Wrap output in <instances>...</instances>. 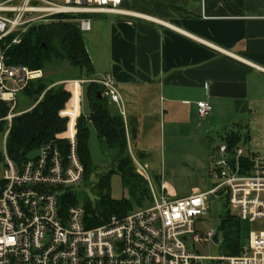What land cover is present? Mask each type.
<instances>
[{
	"label": "built area",
	"instance_id": "obj_1",
	"mask_svg": "<svg viewBox=\"0 0 264 264\" xmlns=\"http://www.w3.org/2000/svg\"><path fill=\"white\" fill-rule=\"evenodd\" d=\"M123 0H4L0 2V111L9 130L4 137V187L0 194V264H264V231H251L248 244L236 256L198 254L201 243L215 242L216 229L202 231L216 204L235 210L243 221L264 220V156L245 145L232 149L221 143L214 154L218 183L206 191L175 197L164 186L152 192V205L126 215L113 214L91 226L83 204L65 205L62 196L83 183L77 133L44 144L23 163L7 153L6 139L17 111L18 93L44 77L42 69L12 64L7 52L23 42L29 29L54 20L59 14H83L80 28L91 31L89 15L132 14ZM8 81L22 84L10 88ZM95 81L103 95L126 115L122 95L113 76ZM67 109V105L65 110ZM208 101L198 102V114L212 112ZM64 110V111H65ZM138 172H147L133 156ZM221 208V209H222ZM221 235V234H220ZM221 238V236H220ZM216 243V242H215Z\"/></svg>",
	"mask_w": 264,
	"mask_h": 264
},
{
	"label": "crops",
	"instance_id": "obj_2",
	"mask_svg": "<svg viewBox=\"0 0 264 264\" xmlns=\"http://www.w3.org/2000/svg\"><path fill=\"white\" fill-rule=\"evenodd\" d=\"M122 8L132 14L89 15L84 38L94 78L113 76L122 95L125 116L108 100L124 117L130 148L150 154L137 145L159 117L215 122L225 132L221 143L227 132L245 133L238 121L264 105V0H123ZM71 75L62 77L72 94L64 135L77 133L84 115L86 81L76 70ZM199 101L212 105L209 116L198 114ZM160 182L159 191L165 186L178 197Z\"/></svg>",
	"mask_w": 264,
	"mask_h": 264
},
{
	"label": "trees",
	"instance_id": "obj_3",
	"mask_svg": "<svg viewBox=\"0 0 264 264\" xmlns=\"http://www.w3.org/2000/svg\"><path fill=\"white\" fill-rule=\"evenodd\" d=\"M83 16V14H59L51 22L32 26L24 36L23 42L8 50V60L12 64L44 71L54 63L58 64L66 60L70 62L79 73L78 79L85 80V85H88L87 98L90 104L89 116L82 115L77 123L79 151L85 166L84 180L81 185L84 187L92 174L96 172L91 163L89 150L91 134L88 125L91 123L107 149L114 153L111 172H118L122 176L124 185L131 191L138 205L142 206L143 200L150 197L148 183L136 171L129 151L131 150L130 139L124 117L111 110L108 98L103 95V87L95 81L93 61L86 46L84 32L80 28L79 20ZM62 80L65 78L46 79L44 76L30 82L23 90L24 95L35 102L28 109L21 111L23 113L12 121L6 139L7 153L12 160L19 163L27 161L34 157L44 144L50 141H61L60 136L67 132L69 117L62 113L72 94L66 89ZM2 106L0 118H4L8 113L6 103H2ZM8 130L9 122L1 119L0 164H4L5 161L1 145ZM133 136H137V128ZM223 140L235 149L250 140V135L239 130H232L223 136ZM139 154L144 155L140 152ZM156 180L161 186L160 178L156 177ZM3 187L4 181L0 178V194ZM92 190L95 192V201H92L83 189L69 191L62 196L65 205H84L86 217L90 219L91 226L106 222L113 214L126 215L133 210L132 202H118L110 198L111 186L108 175L98 177ZM231 219L232 217L227 215L220 225L222 230Z\"/></svg>",
	"mask_w": 264,
	"mask_h": 264
},
{
	"label": "rangeland",
	"instance_id": "obj_4",
	"mask_svg": "<svg viewBox=\"0 0 264 264\" xmlns=\"http://www.w3.org/2000/svg\"><path fill=\"white\" fill-rule=\"evenodd\" d=\"M4 1V0H0ZM87 35L84 33V37ZM44 71V70H43ZM75 69L69 61H62L58 64H52L44 71L46 79L54 77L56 79L62 77L71 78ZM22 84L8 81L10 88H17ZM87 86H84V101L82 112L88 117L90 114V104L87 98ZM19 106L17 111H24L33 105V99H29L24 95L23 91L18 93ZM112 103V102H111ZM117 105V104H116ZM111 110L117 111L113 104L110 105ZM261 108V109H260ZM252 112L246 115L244 119L238 121L245 125V133L250 135V140L245 141L244 145L253 151H263L264 149V105L252 108ZM257 109L260 111L256 112ZM120 110V109H119ZM206 119V118H205ZM152 132L147 131L145 136L140 138L138 149L149 151L148 155H140L138 150L132 144L130 154L138 160L144 167L145 172L137 173L143 177L150 190V197L143 200L140 206L132 196L131 191L124 185L122 176L118 172H111L113 168L114 153L107 149L104 141L99 138L95 126L89 123L90 143L89 150L91 155V163L96 172H94L87 184L74 186L75 190H82L89 194L92 201L96 200L94 184L98 177L108 175L110 177V198L115 201H128L133 203V210L147 208L152 205L151 188L154 186L159 192V185L156 176L168 187L174 189L178 198L190 196L200 191L211 188L213 184L218 183L214 170V154L218 146L222 142V135L225 133L218 128L215 122L207 123L195 117H181V119L171 120L166 117H159ZM232 124V123H231ZM139 142V140H138ZM132 143L130 140L129 145ZM4 153V144L1 145ZM38 154V153H36ZM36 154L34 156H36ZM134 161V159H133ZM135 164V162H134ZM151 176V181L148 176ZM3 176V164H0V178ZM209 188V189H210ZM93 191V192H92ZM87 194V195H88ZM222 205L216 204L212 207L207 219L198 223V228L202 231L217 228L227 218L230 212L228 208H222ZM131 211V212H132ZM264 230V220L251 223L243 221L237 214L236 210H232V219L225 225L221 231V243L215 242L201 243L197 246L198 254L213 257L236 256L240 254L238 249L248 244L251 231Z\"/></svg>",
	"mask_w": 264,
	"mask_h": 264
},
{
	"label": "water",
	"instance_id": "obj_5",
	"mask_svg": "<svg viewBox=\"0 0 264 264\" xmlns=\"http://www.w3.org/2000/svg\"><path fill=\"white\" fill-rule=\"evenodd\" d=\"M100 95H101V93H100ZM100 98H101V97H100ZM221 231H222V229H221V226L219 225V226L216 228V234H215V242H216L217 244H220V243H221V239H220Z\"/></svg>",
	"mask_w": 264,
	"mask_h": 264
}]
</instances>
